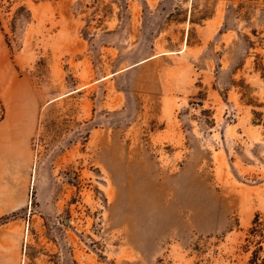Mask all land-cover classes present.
<instances>
[{
  "label": "rangeland",
  "instance_id": "1",
  "mask_svg": "<svg viewBox=\"0 0 264 264\" xmlns=\"http://www.w3.org/2000/svg\"><path fill=\"white\" fill-rule=\"evenodd\" d=\"M2 38L39 107L22 264L264 260V0H0Z\"/></svg>",
  "mask_w": 264,
  "mask_h": 264
},
{
  "label": "crops",
  "instance_id": "2",
  "mask_svg": "<svg viewBox=\"0 0 264 264\" xmlns=\"http://www.w3.org/2000/svg\"><path fill=\"white\" fill-rule=\"evenodd\" d=\"M4 39L0 56L4 58ZM0 219L27 214L31 208L32 146L38 132L39 107L32 86L21 77H13L11 68L0 61ZM25 219L17 215L0 223V264H22Z\"/></svg>",
  "mask_w": 264,
  "mask_h": 264
},
{
  "label": "trees",
  "instance_id": "3",
  "mask_svg": "<svg viewBox=\"0 0 264 264\" xmlns=\"http://www.w3.org/2000/svg\"><path fill=\"white\" fill-rule=\"evenodd\" d=\"M0 119H2V117H0ZM9 220V218L7 217H3L1 218V221L0 223H3L5 221ZM262 231H263V225L262 223L259 221V218L257 216L254 217V220L252 221V226L249 230V234L251 236H254V237H259L260 239H263V234H262ZM261 242L259 243H255V246H256V249L253 251L252 255H251V258L249 260V263L248 264H263L264 263V260L263 259H260L259 256H258V251H262V248H261Z\"/></svg>",
  "mask_w": 264,
  "mask_h": 264
},
{
  "label": "bare ground",
  "instance_id": "4",
  "mask_svg": "<svg viewBox=\"0 0 264 264\" xmlns=\"http://www.w3.org/2000/svg\"><path fill=\"white\" fill-rule=\"evenodd\" d=\"M132 185H133V182H132ZM131 185V189L129 190V194L131 195V197L134 198L135 202H136V205L138 207L135 208V215H134V219L136 221H141V220H146V219H149V221L153 220V215L152 213H143V212H140V210L142 208H144V206L146 204H148V202H151V200H153V196L151 195H147L145 196L143 193H139V192H136L133 190V187Z\"/></svg>",
  "mask_w": 264,
  "mask_h": 264
}]
</instances>
